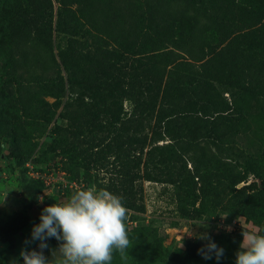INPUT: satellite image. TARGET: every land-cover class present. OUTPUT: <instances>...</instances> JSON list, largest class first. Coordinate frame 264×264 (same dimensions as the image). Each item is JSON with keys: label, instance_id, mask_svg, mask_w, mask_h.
<instances>
[{"label": "trees", "instance_id": "obj_1", "mask_svg": "<svg viewBox=\"0 0 264 264\" xmlns=\"http://www.w3.org/2000/svg\"><path fill=\"white\" fill-rule=\"evenodd\" d=\"M0 53V99L14 85L18 126H34L37 137L51 123L64 74L89 92V102L77 93L84 105L72 120L102 116L93 127L106 135L88 137L75 159L89 172L113 157L116 176L95 185L122 196L127 216L145 208L142 179L171 182L189 219L230 209L264 234V0H0ZM201 85L229 100L213 111L194 98ZM124 98L133 104L126 118ZM239 142L249 149L243 159L212 146ZM125 223L130 239L150 230ZM209 235L223 257L204 259L198 249L207 241H199L185 264H235L242 227ZM0 253L17 264L8 249ZM143 255L129 261L163 262L161 253Z\"/></svg>", "mask_w": 264, "mask_h": 264}, {"label": "rangeland", "instance_id": "obj_2", "mask_svg": "<svg viewBox=\"0 0 264 264\" xmlns=\"http://www.w3.org/2000/svg\"><path fill=\"white\" fill-rule=\"evenodd\" d=\"M1 60L0 53V68ZM62 73L64 74V72ZM2 80L0 75V85ZM6 88L8 97L4 100L0 99V247L8 249L11 256H14V260L23 264V258L20 256L22 248L39 250V241L31 240V232L33 226L40 222L42 209L49 204L56 203L57 200L67 201L77 189L96 187L95 184L100 182L108 183L111 177L116 176V167L112 163L113 157L110 156V158L100 160L87 172L81 158L75 159L78 151L88 145V137H102L106 135V131L93 127L102 119V116L90 117L86 115L81 117L78 122L72 120L71 114L74 110L82 108L84 105L80 99H74L77 93H81L83 100L89 102V92L72 85L66 80L65 74L59 104L54 110V116L46 128V132L40 137L35 136L34 126L27 130L18 126L21 114L14 101L15 88L14 85H7ZM223 96L229 100L227 92H223L219 96L214 94L208 86L201 85L194 98L197 101L211 104L213 111H217L219 104L225 101ZM54 99L51 96L47 98L49 102ZM261 105L264 112V97ZM122 106L123 116L126 118L131 112L132 101L124 98ZM69 111L71 112L69 113ZM212 146L219 155L231 158L240 155V158L243 159L246 151L249 150L241 142L220 145L212 143ZM23 149L29 151L26 158H15L12 162L7 159L6 154L9 152H19ZM65 162L68 168L64 166ZM59 163L66 168L69 179L81 180L84 184L81 187L69 186V184L65 185L54 178L48 180L44 176L35 177L30 173L31 167L39 169L40 173H49L53 166ZM57 171L59 175L62 174L59 169ZM249 179H255L262 186L261 178L250 175ZM141 182L143 183L145 208L143 211L128 214L126 222L128 228L136 224H144L149 225L150 230L144 240L132 236L130 239L132 247L128 250L127 259L122 260L117 252L114 253L112 264H131L129 257L134 258L142 255L144 251L149 258L153 259L161 253L163 255L162 264H185V253L191 245L205 241L199 239L198 234L222 231L223 228L213 222L221 216H227L224 218L225 220L234 218L237 228L242 227L241 224H243L245 228L257 231V225L252 220H248L243 214L234 213L230 209L219 208L213 215L206 214L189 219L178 208V199L173 183L147 179H142ZM242 184L244 182L239 183V185ZM40 197L44 198L43 202L40 201ZM212 216H214L213 221L211 220ZM205 221L207 226H201ZM185 233L192 234V236ZM183 235L184 247L177 249ZM193 235L195 239L192 238ZM157 239L162 240L165 250L158 249L155 243ZM241 239L243 241V235ZM47 244L48 247L43 250L45 256L51 260V264H58L60 256L56 249L60 242L53 237L48 239ZM0 264H7L6 256L2 253H0ZM143 264L146 263L143 262Z\"/></svg>", "mask_w": 264, "mask_h": 264}, {"label": "clouds", "instance_id": "obj_3", "mask_svg": "<svg viewBox=\"0 0 264 264\" xmlns=\"http://www.w3.org/2000/svg\"><path fill=\"white\" fill-rule=\"evenodd\" d=\"M39 199L43 202L44 198ZM126 220L127 208L122 196L106 188L77 189L67 201L57 200L42 209L40 222L31 232V240L39 241V250L22 248L23 264H51L43 250L48 247V239L53 237L60 242L56 249L60 256L58 264H112L117 252L126 260L132 247ZM206 221L201 226L206 227ZM241 225L243 241L236 252L235 264H264V234ZM226 230L231 231V226ZM184 235L177 249L184 247ZM198 238L207 241L198 249L204 259L214 256L219 261L223 257V247L209 234L200 233Z\"/></svg>", "mask_w": 264, "mask_h": 264}, {"label": "built area", "instance_id": "obj_4", "mask_svg": "<svg viewBox=\"0 0 264 264\" xmlns=\"http://www.w3.org/2000/svg\"><path fill=\"white\" fill-rule=\"evenodd\" d=\"M57 169L61 171V175L58 174ZM30 173H32L35 177H42L44 176L48 180H52L53 178L56 179L57 181L63 182V184L69 186H74V187H81L82 184H84L81 180H74V179H69L68 173L66 171V168L62 166V164H57L56 166H53L52 170L49 173H40L39 169H34L31 167ZM212 221L214 220V216L211 217ZM218 227L223 228L221 230H226L227 226H231V230L235 229L237 227L236 220L234 218L230 220H225L224 218L220 217L217 220L213 221ZM228 231V230H226ZM192 238H195L194 235Z\"/></svg>", "mask_w": 264, "mask_h": 264}]
</instances>
